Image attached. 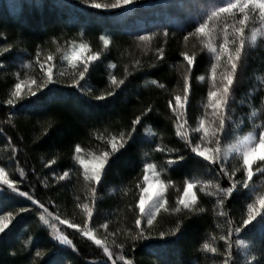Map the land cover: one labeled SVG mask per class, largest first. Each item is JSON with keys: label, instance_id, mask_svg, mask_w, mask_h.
<instances>
[{"label": "snow or ice", "instance_id": "snow-or-ice-1", "mask_svg": "<svg viewBox=\"0 0 264 264\" xmlns=\"http://www.w3.org/2000/svg\"><path fill=\"white\" fill-rule=\"evenodd\" d=\"M140 3L141 0H80L81 5L102 10L111 16L127 15ZM56 6L68 8L74 5L71 0H56ZM168 7L173 10L170 23L182 39L188 41L190 37H198L204 45L180 53L184 70L179 91L170 93L171 98L167 100L179 147L166 146L160 133L153 130L157 113L151 104L142 108L139 114H133L125 131L110 134L107 139L97 134L96 139L104 144V150L99 155H92L86 160L85 150L77 142L70 156L73 163L63 170L52 168L57 163L56 158L45 160L43 167L49 169L47 175L37 173L35 168L26 171L19 159L21 149L12 143L10 136L6 137L11 149L9 160L15 165L14 171L18 176H10L6 166L0 164V201L19 197L30 202L31 206L19 207L15 212L9 211L6 216H0V234H3L0 235V244L7 239L9 233L6 230L17 216L34 214L37 230L45 226V230H50L51 248L35 251L31 264H37L45 256L44 264H67L66 249L70 248L77 254L80 252L67 230L61 229L64 225L67 229L76 230L102 252L103 258L96 264H138L134 258L137 245H143L156 256L159 264H171L166 258L169 246L174 243L173 238H180L177 234L183 235L182 229L190 215L205 212L199 206L197 193L205 192L206 188L211 189L206 195L215 201L211 210L218 219L223 218V223L216 224L220 234H209L197 251L219 257V264H264V96L259 106L254 103L255 92L264 93V77H260L258 85L249 92L247 101H240L241 106L249 109L248 112L237 116L234 106L248 49L256 46L258 40L264 45V0H171ZM77 23L79 18L70 16L66 26ZM176 32L171 35L175 36ZM80 35L83 36V32ZM169 36L167 25L158 31L145 30L143 34H134L136 47L146 53L151 50L154 38L162 39V43L154 49V60L148 63L149 68L164 60V45ZM0 40L3 41L0 43V78L11 77L2 104L8 106L10 114L7 123L13 126L17 111L45 110L61 102L66 89L75 90L78 95L91 100L106 101L117 95L131 75L125 67L123 78H119L113 71L117 69V64L109 62L106 87L94 90L89 83L102 54L118 47L115 35L108 32L99 36L103 47L98 50H93L87 42L77 43L76 39L65 38L61 45L56 38H52L51 43L56 44L55 53L59 54V60L72 70L70 80L61 78L63 72L56 76L57 56L51 51L45 52L39 43L34 44L32 58L21 64L20 70H13L10 57L22 41L9 42L4 31H0ZM205 49L211 54L208 75L197 76L198 56ZM141 67V60H135L134 70ZM31 68L39 69L38 77L27 75L26 70ZM206 78L210 80V87L202 110L198 117H189V97L194 90V81H205ZM150 83L166 89V85L158 80L153 79ZM61 84L66 87H58ZM257 120L260 122L257 123ZM244 125H248L247 130H243ZM138 138H151L150 151L160 154L163 160L160 164L155 158L141 162L138 176L128 181L131 189H121L124 196L133 192L132 201L126 202V208L134 213L132 226L110 230L111 221L108 218L100 221L98 186L107 178L112 157L122 149L136 145ZM148 156L149 152L145 151L144 157ZM201 169H206L204 175L211 178L194 174ZM169 170L179 172L181 176L172 211L183 215L175 221L174 227L162 230L155 227L154 221L162 211H169L166 191L170 186L175 187L176 182L170 175H161ZM185 172L188 174L185 175ZM30 173L35 176V184L29 179ZM257 176L262 181L259 186L254 180ZM77 182L83 195L74 197L73 206L81 213L82 222L64 215L54 199L37 197V185H42L40 190L44 191ZM21 184H25L28 190H22ZM237 201L242 202V212L238 219H234L229 215L227 206ZM26 243H31V240ZM130 254L133 258H129ZM11 255L15 257L17 253L13 251Z\"/></svg>", "mask_w": 264, "mask_h": 264}, {"label": "trees", "instance_id": "trees-1", "mask_svg": "<svg viewBox=\"0 0 264 264\" xmlns=\"http://www.w3.org/2000/svg\"><path fill=\"white\" fill-rule=\"evenodd\" d=\"M71 3L73 7L59 8L56 6V0H0V31L5 32L9 42L22 41L10 57L13 70H20L21 64H26L32 58L34 44L39 43L45 52L51 51L57 56L54 68L56 76L59 77L63 72L64 76L61 78L70 80L72 70L70 66L59 60V54L55 53L56 44L51 43L52 38H56L61 45L65 38L76 39L77 43L87 42L93 50H98L103 47L99 36L108 32L115 35L118 47H112L110 51L102 54L101 60L96 62L89 83L94 90L106 87L109 62L117 64V69L113 71L119 78H123L125 67L131 75L125 85L121 86V90H118L117 95L109 97L106 101L91 100L89 97L78 95L75 90L66 89L63 94L64 99L48 106L45 110L17 111L13 117L15 126L7 123L9 109L2 104L11 77L0 78V164L6 166L10 176H18V173L14 171L15 165L9 160L11 149L7 145L6 137L10 136L12 143L21 149L19 159L26 171L28 168H35L37 173L47 175L49 169L43 167L45 160L56 158L57 163L52 168L57 171L63 170L73 163L70 156L77 142L84 148L86 160L92 155H99L104 150V144L96 139V135H102L107 139L110 134L125 131L133 114H139V111L149 104L157 113L153 130L160 133L166 146L179 147V138L174 135L175 128L170 119L171 111L167 106V100L171 98L170 93L179 91L178 85L181 83V73L184 70L180 53L193 48L199 49L204 45L200 43L198 37H190L188 41H184L182 35L176 32L175 27L170 23L173 10L168 5L171 0H141L135 10L127 15L121 13L119 16H111L102 10L87 8L80 4V0H71ZM70 16L78 17L79 23L66 26ZM166 20L169 21L168 24L163 23ZM165 25L170 32L168 42L164 45L165 58L156 62L154 68H149L148 63L154 60V49L162 43V39L154 38L150 46L151 50L146 53L142 48L136 47L134 34L137 32L143 34L145 30L158 31ZM81 32L83 36L80 35ZM173 32H176L175 36L171 35ZM2 42L0 40V43ZM25 49L26 51H23ZM137 59L142 62L140 70L133 68ZM210 59L211 54L206 49L199 53L198 67L195 69L197 76L207 77ZM245 63V70L236 89L234 106L237 116L249 111L246 106H241L240 101L242 99L247 101L249 92L258 85L259 78L264 77V45H261L259 40L256 46L248 49ZM26 71L29 76L39 75L38 68ZM153 79L165 84L166 89L162 90L157 85L151 84L150 81ZM58 87L66 86L61 84ZM209 87L210 80L207 78L205 81H194V90L189 97V117L199 116ZM262 96L264 93L255 92L256 106L260 105ZM259 122L257 120V123ZM247 127L248 125H244L243 130H247ZM151 146V138H138L136 145L130 149H122L110 161L107 178L102 181L101 186H98L97 191L100 221L102 222L105 217L108 218L111 221L110 230L116 228L123 230L132 226L134 213L126 208V202L132 201L133 192L130 191L124 196L121 189L125 187L131 189L132 186L128 181L138 176L143 160L155 158L158 164L162 162L163 157L152 153ZM145 151L149 152L147 158L144 157ZM205 172L206 169H201L194 174L202 178H211L205 176ZM187 174L185 172V175ZM161 175L162 177L170 175L176 182L175 187L170 186L166 191L169 211H162L154 221L156 228L167 230L174 227L175 221L183 215L172 211L181 176L179 172L170 170ZM29 179L35 184V176L31 173ZM254 180L257 186L262 183L258 176L254 177ZM20 187L22 190H28L25 184H21ZM36 187L38 198L54 199L64 215L78 223L82 222L81 213L73 206L74 197L83 195L79 182L75 185L68 183L65 187L56 186L55 190L41 191L42 185ZM209 191L211 189L206 188L205 192L197 193L199 206L203 207L205 212L190 215L182 229L183 235L177 234L180 238H173L174 243L169 246L166 256L171 264H213V261L219 264V257L197 251L199 244L207 239L209 234L213 232L220 234L216 224L223 223V218L218 219L211 210L215 201L214 198L206 195ZM241 204V201H237L227 206L229 215L234 219H238L242 212ZM30 206V202L24 198L12 197L0 201V216H6L9 211L15 212L19 207ZM35 219L34 214L25 213L13 220L9 230H6L9 233L7 239L0 244V264H31L35 251L51 248L50 230H45L46 226L37 230ZM61 229L67 230L69 238L80 249L78 254L73 253L70 248L66 249L67 264H96L103 258L102 252L90 241L82 238L76 230L67 229L66 225L61 226ZM29 240L31 243H26ZM13 251L17 253L15 257L11 255ZM234 251L239 250L234 249ZM129 258H133L131 254ZM134 258L138 264H159L157 257L144 249L143 245H137ZM46 259L47 256L39 259L37 264H44Z\"/></svg>", "mask_w": 264, "mask_h": 264}, {"label": "rangeland", "instance_id": "rangeland-1", "mask_svg": "<svg viewBox=\"0 0 264 264\" xmlns=\"http://www.w3.org/2000/svg\"><path fill=\"white\" fill-rule=\"evenodd\" d=\"M163 23H164V24H168V23H169V21H167V20H166V21H164Z\"/></svg>", "mask_w": 264, "mask_h": 264}]
</instances>
